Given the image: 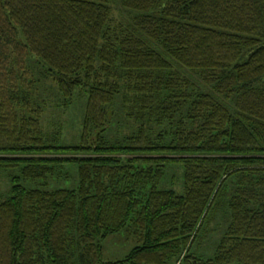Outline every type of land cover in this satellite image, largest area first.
<instances>
[{
    "label": "trees",
    "instance_id": "1",
    "mask_svg": "<svg viewBox=\"0 0 264 264\" xmlns=\"http://www.w3.org/2000/svg\"><path fill=\"white\" fill-rule=\"evenodd\" d=\"M0 175V264H264V0H0Z\"/></svg>",
    "mask_w": 264,
    "mask_h": 264
},
{
    "label": "rangeland",
    "instance_id": "2",
    "mask_svg": "<svg viewBox=\"0 0 264 264\" xmlns=\"http://www.w3.org/2000/svg\"><path fill=\"white\" fill-rule=\"evenodd\" d=\"M79 107V109H77ZM47 112H50L48 110ZM82 106L70 109L62 116V136L61 141L65 144L76 142L79 133L80 117ZM68 177H62L54 182L55 188H70L74 187L76 183V170L71 167L67 170ZM173 175L171 177L170 187L176 192H180L182 182V170L173 169L170 171ZM30 185L31 183L24 182ZM9 180L0 175V195L4 196L9 189ZM229 221V214L220 206L218 210L210 212L206 218L205 228L202 230V238L191 245L190 251L202 259H207L213 253L215 246L218 243L226 225ZM102 249V257L105 261H113L121 259L133 246L132 241L125 236L124 232L117 235L109 236L100 242Z\"/></svg>",
    "mask_w": 264,
    "mask_h": 264
}]
</instances>
